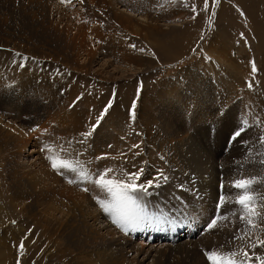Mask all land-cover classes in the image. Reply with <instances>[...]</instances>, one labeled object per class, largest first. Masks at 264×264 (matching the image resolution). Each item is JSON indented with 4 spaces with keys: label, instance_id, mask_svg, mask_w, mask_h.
<instances>
[{
    "label": "rangeland",
    "instance_id": "374dc122",
    "mask_svg": "<svg viewBox=\"0 0 264 264\" xmlns=\"http://www.w3.org/2000/svg\"><path fill=\"white\" fill-rule=\"evenodd\" d=\"M203 4L0 0V122L28 141L0 149V264H211L206 252L239 249L253 264L264 258V0H209L207 12ZM59 140L87 178L52 170L46 157ZM141 167L138 183L169 178L140 194L145 214L167 222L125 233L100 209L107 194L92 181ZM249 176L258 177L260 213L251 230L230 186Z\"/></svg>",
    "mask_w": 264,
    "mask_h": 264
},
{
    "label": "snow or ice",
    "instance_id": "6c2138e0",
    "mask_svg": "<svg viewBox=\"0 0 264 264\" xmlns=\"http://www.w3.org/2000/svg\"><path fill=\"white\" fill-rule=\"evenodd\" d=\"M62 4L70 3L71 0H60ZM83 3V0H80ZM213 4L218 3V0H212ZM188 6L187 4L185 5ZM209 10V0H204L203 11L207 12ZM191 11L196 12L197 8L195 4L191 6ZM243 15V13H241ZM195 19V16H193ZM19 55V53H17ZM257 71L255 63L252 64V72ZM248 87L251 88V83L248 84ZM111 107V102L105 107L104 112L101 113V116L97 117V123L92 126V130L88 132H83L80 135L83 137L79 143L83 144L85 141L92 135V133L99 126L100 120L103 119V115L107 112L108 108ZM135 102H133L132 109L130 110V121L135 120ZM223 115V113H219ZM249 122L247 119L242 121V125L238 127L231 135V140H236L237 137H240L242 132L249 127ZM34 130V129H33ZM211 131V129H209ZM260 144L264 145V136L259 137ZM71 143V142H69ZM111 147V145H109ZM139 144L133 145V148H139ZM47 151L53 152V149L48 147ZM65 150L64 145L59 146V150L53 155L46 157L51 165L53 171L61 172V170L70 171L76 173L81 177V179L87 178V173L84 172L83 167L79 165L78 161L72 162L60 155L61 152ZM102 158V157H100ZM163 159V157H161ZM261 165H264V159L259 161ZM113 172V169H105L103 172L97 175V178L92 181V183L99 188L102 192L106 193V199H97V204L99 205L102 212L111 220L112 225L121 231L127 233L131 228L141 227L145 223L151 224L153 220L157 225L166 223L167 221L161 220L159 217H149L145 214L144 207L142 206L141 193H147L149 189L156 186L158 187L160 183L166 182L169 178L161 171L157 176H154L151 180L146 181L145 183H138L141 176L144 173V168L141 167L135 172H129L123 174L122 178H116L110 175ZM257 176H249L246 178L236 179L231 182V188H234L237 191L234 203L239 205L241 209V214L239 219L241 221H246L251 229L257 227L254 222V218L259 216V205L257 203L256 194L253 190V185L257 183ZM70 184L73 183V180L68 181ZM225 185L221 184V191ZM88 191L87 188L83 189ZM136 194V195H133ZM228 196L222 194L218 201V207L223 206L227 202ZM235 215V213H233ZM221 217L214 218L210 224L209 228L216 226L217 220ZM227 219V217H223ZM247 235V233H245ZM237 239H244V236L237 237ZM259 245L264 247V240H259ZM23 243L20 245L21 251L23 250ZM252 247H256V244H253ZM207 259L211 264H253V258L250 256L249 252L244 249H239L236 251L229 252H219L212 251L205 253ZM243 256V259H237L238 256ZM256 261H259V264H264V258L260 256L255 257Z\"/></svg>",
    "mask_w": 264,
    "mask_h": 264
},
{
    "label": "bare ground",
    "instance_id": "6f19581e",
    "mask_svg": "<svg viewBox=\"0 0 264 264\" xmlns=\"http://www.w3.org/2000/svg\"><path fill=\"white\" fill-rule=\"evenodd\" d=\"M261 44V43H260ZM256 47V46H255ZM257 53V52H256ZM48 87V86H47ZM53 88V87H52ZM59 88H60V86H59ZM47 89V88H46ZM12 90V89H11ZM51 90V89H50ZM53 91V90H52ZM59 91V90H58ZM14 92V91H13ZM16 93H17V91L15 92V95H16ZM21 93V92H20ZM19 94V93H18ZM62 94V93H61ZM57 95V94H56ZM45 98H47V97H45ZM18 99V98H17ZM48 99V98H47ZM52 99V98H51ZM57 99H58V97H57ZM45 100V99H44ZM47 101V100H46ZM57 101V100H56ZM59 101V100H58ZM35 103V102H34ZM46 104V103H45ZM56 106V105H55ZM49 107V106H48ZM50 109V108H49ZM51 112V111H50ZM38 115V114H37ZM38 116H40V115H38ZM42 117V116H41ZM47 117V116H46ZM68 118V117H67ZM33 120V119H32ZM62 120V119H61ZM68 121V120H67ZM32 122V121H31ZM64 122V121H63ZM8 123V122H7ZM7 123H3V122H0V149H2V147L4 146H7L8 144L9 145H11V144H15V145H18V146H21V147H23V146H25V143L26 142H28V141H26L25 140V136H24V132H21L19 135L17 134H15L14 133V128L12 127V126H10V124H7ZM61 123H62V121H61ZM9 125V126H8ZM63 127H65V126H63ZM42 128V127H41ZM17 131V130H16ZM41 131V130H40ZM64 135V134H63ZM57 136H59V135H57ZM59 138H62V137H60L59 136ZM30 140V139H29ZM31 141V140H30ZM53 141V140H52ZM51 141V142H52ZM46 142V141H45ZM59 144H61V143H63L62 145H64V148H68L67 147V141H60L59 140V142H58ZM53 144H55V142L53 143ZM8 145V146H9ZM35 145V144H34ZM56 145V144H55ZM57 146V145H56ZM76 147V146H75ZM57 148V147H56ZM55 148V149H56ZM66 150V149H65ZM64 150V151H65ZM34 151V150H33ZM79 151V150H78ZM35 152V151H34ZM47 152V151H46ZM64 153V152H63ZM44 154H46V153H44ZM51 154V153H50ZM49 155V154H48ZM66 155V154H65ZM68 155V154H67ZM73 155V154H72ZM69 156H71V154L69 155ZM80 157V156H79ZM81 158V157H80ZM7 190L8 191H10L8 188H7V186L5 187V193L7 192ZM171 191V190H170ZM169 192V191H168ZM70 196H72V195H70ZM176 196V195H175ZM179 196V195H178ZM213 196H214V194H213ZM166 197V196H165ZM73 198V197H72ZM176 198H177V196H176ZM180 198V197H179ZM178 198V199H179ZM80 200V199H79ZM176 200V199H175ZM184 200V199H183ZM163 202V201H162ZM168 203V202H167ZM176 203V202H175ZM177 203H179V202H177ZM74 204V203H73ZM169 204V203H168ZM79 205V204H78ZM80 206V205H79ZM78 206V207H79ZM167 207V206H166ZM44 208V207H43ZM173 208V207H172ZM52 211H56V209L55 208H53V207H51L50 208ZM66 209V208H65ZM46 210V209H45ZM171 212V211H170ZM48 213V212H47ZM52 213V212H51ZM62 213V212H61ZM63 214V213H62ZM75 214V213H74ZM64 215V214H63ZM51 215H49V217H50ZM44 218H46L45 216H43ZM69 217V216H68ZM87 217V216H86ZM94 218V217H93ZM96 218V217H95ZM95 218H94V220H95ZM56 219V218H55ZM92 219V218H91ZM97 219V218H96ZM40 220H42V219H40ZM57 220V219H56ZM98 220V219H97ZM48 221H52L51 223H54V224H56V226L60 229V226H61V223H59V222H56V221H53V220H48ZM65 222V221H64ZM95 223V222H94ZM96 223H98L97 221H96ZM53 224V225H54ZM64 225V224H63ZM67 225V224H66ZM99 225H101V224H99ZM49 225L47 224V222H46V220L44 219V221H43V225H39V227H41L42 228V230H43V232H45L44 230L45 229H47V227H48ZM73 226V225H72ZM65 228V227H64ZM69 228V227H68ZM108 228V227H107ZM152 228V227H151ZM52 229V228H51ZM55 230V229H54ZM81 230V229H80ZM106 230H108V229H106ZM75 231V230H74ZM106 232V231H105ZM81 233V232H80ZM86 233V232H85ZM115 233V232H114ZM17 234V233H16ZM47 234V233H46ZM63 234V233H62ZM110 234H111V232H110ZM113 234V233H112ZM12 235H14L13 237H15V233L14 234H12ZM3 236H5V234H3ZM49 236H51V234L49 235ZM89 236V235H88ZM92 236V235H91ZM100 236V235H99ZM20 237V236H19ZM98 237V236H97ZM119 237H121V236H119ZM49 238V237H48ZM80 238V237H79ZM93 238V237H92ZM113 239V238H112ZM111 239V240H112ZM119 239V238H118ZM49 240H51V239H49ZM113 240H115V239H113ZM88 241V240H87ZM131 241V240H130ZM51 242V241H50ZM82 242V241H81ZM109 242V241H108ZM123 242H126V241H123ZM128 242H129V240H128ZM49 243V242H48ZM114 244H115V242H113ZM116 243H118V241L116 242ZM77 244V243H76ZM127 244V243H126ZM141 244V243H140ZM139 244V245H140ZM85 245H86V243H85ZM88 245V244H87ZM86 245V246H87ZM120 245V244H119ZM145 245V244H144ZM118 246V245H117ZM122 246H123V244H122ZM77 247V246H76ZM148 248V247H147ZM142 249V248H141ZM140 251V250H139ZM111 252V251H110ZM24 254H26V253H24ZM25 256V255H24Z\"/></svg>",
    "mask_w": 264,
    "mask_h": 264
}]
</instances>
